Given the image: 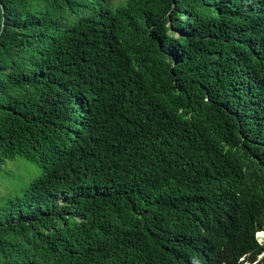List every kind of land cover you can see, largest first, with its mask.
I'll return each mask as SVG.
<instances>
[{
	"label": "trees",
	"instance_id": "1",
	"mask_svg": "<svg viewBox=\"0 0 264 264\" xmlns=\"http://www.w3.org/2000/svg\"><path fill=\"white\" fill-rule=\"evenodd\" d=\"M108 2L0 0V264H264V0Z\"/></svg>",
	"mask_w": 264,
	"mask_h": 264
},
{
	"label": "rangeland",
	"instance_id": "2",
	"mask_svg": "<svg viewBox=\"0 0 264 264\" xmlns=\"http://www.w3.org/2000/svg\"><path fill=\"white\" fill-rule=\"evenodd\" d=\"M127 0H109L108 6L112 9H115L118 6L124 5ZM4 170L8 171L12 176H5V179L0 181V198L6 197L11 192V195H14L20 190V182L25 180L24 178L34 177L39 173L38 167L32 163L25 161L24 159L16 161H6L4 164ZM5 181V182H4ZM15 190V192H14ZM258 238L261 242L263 241V235H258Z\"/></svg>",
	"mask_w": 264,
	"mask_h": 264
},
{
	"label": "clouds",
	"instance_id": "3",
	"mask_svg": "<svg viewBox=\"0 0 264 264\" xmlns=\"http://www.w3.org/2000/svg\"><path fill=\"white\" fill-rule=\"evenodd\" d=\"M263 235V237H264V230H256L255 232H254V239H255V241L258 243V244H262V245H264V239H263V241L261 242L258 238H260V236H258V235ZM264 253V252H263ZM262 255H260V256H258V259L261 257ZM205 259H209V257L206 255L205 257H204ZM238 262L239 263H242V264H252L250 261H248L247 260V255H242L239 259H238Z\"/></svg>",
	"mask_w": 264,
	"mask_h": 264
}]
</instances>
